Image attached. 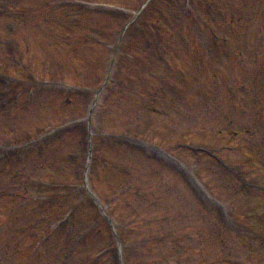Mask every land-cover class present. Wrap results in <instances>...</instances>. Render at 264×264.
Instances as JSON below:
<instances>
[{
	"label": "rangeland",
	"instance_id": "1",
	"mask_svg": "<svg viewBox=\"0 0 264 264\" xmlns=\"http://www.w3.org/2000/svg\"><path fill=\"white\" fill-rule=\"evenodd\" d=\"M143 1L0 0L3 264H46L43 250L45 257L56 259L70 238L66 226L67 233L53 236L56 244L53 237L40 240L56 229L57 216L45 218L41 207L32 211L35 193L44 192L35 187L37 181L51 183L46 190L62 203L64 215L82 219L76 205L87 194L83 130H88L89 109L107 77L91 114L95 135L88 182L113 214L115 229L130 240L125 246L130 264L154 239L155 229L164 232L162 249H171L177 264H226L221 255L233 264L241 263L242 256L249 264L264 258L254 239L242 244L246 250L240 253L230 248L224 249L229 255L220 254L224 251L210 229L214 215L208 218L202 211L211 201L186 184L183 177L189 174L160 153L125 146L114 135L127 133L168 148L225 204L224 212L248 206L260 210L264 192L257 191L256 183L264 179V0H152L149 9L136 15L115 53L119 28ZM196 51L203 61L196 62ZM65 98L72 102L64 104ZM196 146L215 148V156ZM254 175L261 178L243 180ZM47 219L54 221L46 224ZM230 221L238 241L243 240L249 224ZM35 237L31 247L28 239ZM38 241L44 244L38 247ZM172 246L180 247L184 259ZM82 252L67 263L79 262Z\"/></svg>",
	"mask_w": 264,
	"mask_h": 264
}]
</instances>
